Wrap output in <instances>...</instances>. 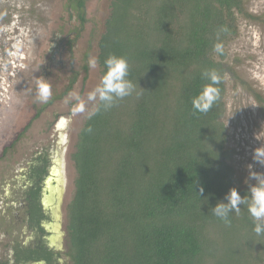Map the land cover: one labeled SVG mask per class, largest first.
I'll return each mask as SVG.
<instances>
[{
  "label": "trees",
  "instance_id": "obj_1",
  "mask_svg": "<svg viewBox=\"0 0 264 264\" xmlns=\"http://www.w3.org/2000/svg\"><path fill=\"white\" fill-rule=\"evenodd\" d=\"M69 3L84 23V0ZM236 12L242 0H111L101 74L109 54L125 56L136 90L107 110L98 102L80 131L67 215L72 264H264V236L246 207L231 214V226L210 211L230 189L249 191L236 186L223 121L232 71L224 46L238 34ZM211 69L223 78L221 99L207 114L194 112L191 101L208 83L201 73ZM43 165L47 157L32 165L31 179ZM14 252L6 264H61L44 247Z\"/></svg>",
  "mask_w": 264,
  "mask_h": 264
},
{
  "label": "rangeland",
  "instance_id": "obj_2",
  "mask_svg": "<svg viewBox=\"0 0 264 264\" xmlns=\"http://www.w3.org/2000/svg\"><path fill=\"white\" fill-rule=\"evenodd\" d=\"M84 3L81 24L69 0H0V264L12 262L15 246L32 243L34 231L24 210L14 205L40 157H50V172L60 180L59 203L50 213L54 234L46 237L54 239L61 264H72L67 215L76 191L73 156L99 102L88 94L102 79L99 41L111 14V0ZM242 10L236 12L238 34L224 46V62L232 71L225 76L223 121L239 189L248 187L254 149L264 146V0H242ZM90 55L97 59L95 69L88 66ZM39 77L51 87L46 103L36 98ZM253 170L264 167L254 164Z\"/></svg>",
  "mask_w": 264,
  "mask_h": 264
},
{
  "label": "clouds",
  "instance_id": "obj_3",
  "mask_svg": "<svg viewBox=\"0 0 264 264\" xmlns=\"http://www.w3.org/2000/svg\"><path fill=\"white\" fill-rule=\"evenodd\" d=\"M213 50L217 53H223V46L216 43ZM107 71L103 75L100 84L88 94L89 100H97L100 107L107 110L115 106L117 101L131 96L136 90V84L129 79L130 62L125 56L109 54L104 61ZM88 66L90 69L97 67V59L89 56ZM201 78L208 81L202 91L193 97L192 109L194 112L207 114L213 109L214 105L221 99V89L219 85L222 77L217 70H205L201 73ZM51 87L48 80L39 77L36 78V98L41 103H46L51 97ZM69 97H79L75 93H69ZM90 132L91 129H88ZM254 164L264 167V146L254 149ZM254 164L247 166L249 177L245 180L248 184L249 191L242 197L237 188H232L225 195L224 201L218 202L215 207L211 208V213L222 221L226 226H231V214L239 216L242 207L247 208L249 216L254 222L253 232L257 236H264V172L254 171ZM254 180L255 184L249 183ZM205 189L200 186L198 196L204 195Z\"/></svg>",
  "mask_w": 264,
  "mask_h": 264
},
{
  "label": "flooded vegetation",
  "instance_id": "obj_4",
  "mask_svg": "<svg viewBox=\"0 0 264 264\" xmlns=\"http://www.w3.org/2000/svg\"><path fill=\"white\" fill-rule=\"evenodd\" d=\"M47 159L49 161V165L46 167L43 165L38 169L42 171L44 168H46V172H43L40 178L31 179L32 174L30 169L29 174L26 177V187L22 191L24 196L19 199L18 205H14V208H20L24 210L26 219L30 223L28 226L34 231L32 243H28L25 246H27V248H35L39 250L44 247L45 250L52 251L59 255V248L55 246L53 241L54 239H47L46 237L47 235L49 237L50 234H54V225L52 226L50 223L53 217H50V213L52 212L53 216V212L55 210L53 207L55 205L57 206L59 203V197L56 194L58 190L60 192L59 188L56 189L58 184H60V180H57V177L52 175L53 172H50V157H47ZM57 176L59 177V174ZM51 177L55 179H51ZM34 213H36L41 219H39ZM35 217L37 218L35 219ZM45 218H47V220H45ZM40 228L43 230H40ZM43 233H46V235L43 236ZM15 259L16 257L14 252L13 260Z\"/></svg>",
  "mask_w": 264,
  "mask_h": 264
},
{
  "label": "water",
  "instance_id": "obj_5",
  "mask_svg": "<svg viewBox=\"0 0 264 264\" xmlns=\"http://www.w3.org/2000/svg\"><path fill=\"white\" fill-rule=\"evenodd\" d=\"M55 175H57V172L55 171V172H53ZM56 177H58V176H56ZM55 189V188H54ZM56 189H58V187L56 188ZM58 194H59V190H58V192H57Z\"/></svg>",
  "mask_w": 264,
  "mask_h": 264
}]
</instances>
